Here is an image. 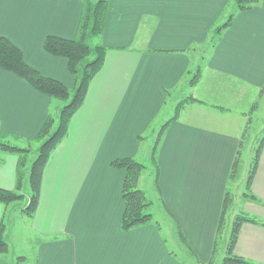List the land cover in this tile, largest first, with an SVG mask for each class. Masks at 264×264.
Returning a JSON list of instances; mask_svg holds the SVG:
<instances>
[{
  "label": "crops",
  "instance_id": "crops-1",
  "mask_svg": "<svg viewBox=\"0 0 264 264\" xmlns=\"http://www.w3.org/2000/svg\"><path fill=\"white\" fill-rule=\"evenodd\" d=\"M230 1L110 0L103 34L109 47L105 65L45 168L37 212L33 217L24 214L29 201L0 203V224L4 221L11 244L10 252L0 255V264H16L19 257L25 258L19 264H200L171 245L166 231L177 242L174 220L197 258L209 264L229 190L247 208L240 213L258 220L242 225L236 255L264 264V146L250 191L247 183L244 190L240 184L234 189L239 178L230 179L233 163L251 122L238 126L233 117L247 113L245 107L233 109L227 91L213 95L228 84L240 97L244 90L258 93L249 116L259 107L264 96V0L238 13L211 46V32L226 22ZM83 6V0H0V37L15 43L28 65L74 88L67 60L47 54L44 42L51 35L75 39ZM199 69L201 79L191 85ZM174 96L178 102L190 97L198 101L185 104L162 138L160 190L153 166L139 182L147 195L152 193L161 229L147 225L125 232L126 171L111 164L120 158L151 161L152 146L145 135L167 123H162L163 111ZM62 107V102L0 69L4 140L30 148L26 145L36 140L49 115L60 114ZM18 160L0 151L1 188L15 190ZM75 179L80 180L76 187ZM249 193L259 201L246 197ZM219 259L217 255L213 264H221Z\"/></svg>",
  "mask_w": 264,
  "mask_h": 264
},
{
  "label": "trees",
  "instance_id": "trees-1",
  "mask_svg": "<svg viewBox=\"0 0 264 264\" xmlns=\"http://www.w3.org/2000/svg\"><path fill=\"white\" fill-rule=\"evenodd\" d=\"M261 0H231L227 5L230 14L222 25L216 26L211 32V46H215L222 38L223 33L232 25L235 16L241 12L251 11L258 7ZM83 14L75 39H65L59 36H48L45 40L44 50L47 54L54 57H61L68 62V71L75 77V86L73 91L64 83L49 76L44 75L37 69L28 65L24 59L22 50L17 47L9 39L0 37V69L8 71L30 85L38 92L49 95L51 98L62 101H69L64 108L62 107L59 115V125L55 130L56 118L50 114L41 130L39 131L36 142H42L38 150L37 158L31 163L29 174V183L31 187V195L29 203L23 210L28 217H33L41 200V190L44 179L45 168L59 144L67 137L69 133V125L77 113L83 106L89 91L90 84L95 76L102 70L105 65V59L109 47L104 45L102 38L105 30V24L108 12L110 10V0H83ZM99 38L100 43L94 44V39ZM94 55L92 61H85ZM84 65V66H83ZM201 71L191 79L190 84L196 85L199 83ZM72 92V96H71ZM188 101H198L195 98H186L176 104L174 116L165 123L158 131L156 142L151 149L150 165L156 169L155 187L159 188V169H158V151L162 138L172 122L179 119L185 104ZM251 120H249V123ZM5 137L0 135V151L14 154L18 156L17 165V183L15 190H8L0 187V203L10 205L24 199L23 185L26 175V169L29 161V154L32 152L30 148H23L13 143L4 140ZM264 146V135L262 136L259 145L255 152V157L252 162L250 173L247 179V190L250 191L252 181L254 179L262 148ZM243 142H240L237 157L233 163L231 171V180H235L238 174V167L242 155ZM111 166L116 169L126 171V177L123 185L122 197L125 201V212L121 222L123 231H130L135 228L154 225L161 229L160 224L156 221L153 213V202L145 191L140 189L139 182L145 171L149 170V165H146L135 158H120L112 162ZM246 197L252 200L259 201L250 193ZM235 203V196L229 190L227 191L223 209L217 228V235L213 246L212 258L209 264H213L216 256L219 253L220 243L225 228L227 226V216ZM168 212V210L166 209ZM171 215V214H170ZM232 223V231L227 244L226 254L221 264H254L253 262L236 255L235 248L239 238L241 227L244 223H258V220L249 216L246 213H240L235 216ZM175 222L177 236L183 246L186 247L190 256L196 258L200 263L201 260L188 244L178 222ZM6 225L4 221L0 224V255H6L11 250L10 242L5 238ZM25 259L19 257L18 262ZM183 264H186L182 261Z\"/></svg>",
  "mask_w": 264,
  "mask_h": 264
},
{
  "label": "rangeland",
  "instance_id": "rangeland-1",
  "mask_svg": "<svg viewBox=\"0 0 264 264\" xmlns=\"http://www.w3.org/2000/svg\"><path fill=\"white\" fill-rule=\"evenodd\" d=\"M93 41H94V44H97V43L101 42V40L99 38H95ZM102 41H103V38H102ZM44 44H45V42H44ZM93 58H94V55L90 56L85 61V64L88 61H92ZM196 71L197 70H195L194 72H196ZM193 75L191 76V78L193 77ZM74 79H75V77H74ZM226 87L224 89H222V90H219V91L214 89L213 95L221 96L225 91H227V93L232 97L233 109L240 110V109L245 107V111L247 113V116L236 115V116L233 117V118H235L237 120L238 126H243V125L246 126V123H248L249 120H251V123L249 125L247 124L248 127H246L245 132H243L244 134L241 135V137H243V138L242 139L240 138L241 141L243 142L244 148H242L241 160H240L239 167H238L239 182H237L238 181L237 180L236 182H234L236 184L233 185V188L237 189L236 188L237 184H240L242 190H244L245 189V184L247 183V179H248V176H249L250 164H251V162H252V160L254 158V155H255L254 153H255V151H256V149L258 147L256 145L257 144V140L264 135V96H262L261 103L259 102V107L256 108L254 111L253 110L249 111V113H251L250 116H249V114H248L249 106L251 105L252 102L257 100V98H253V96L255 94H258V93H255L254 95H251V94L248 93V91H247V93H245V90H244V94H241V97H240L237 94L236 90L235 91H231V89H234V88H232L230 85L227 84ZM69 89L71 91H73L74 88L73 87H69ZM71 96H72V92H71ZM57 101L62 102L63 108H64V106L70 100L69 101L57 100ZM212 102L214 103L215 100L213 99ZM177 103H178V101L176 100L175 96L168 99V104H167V106L165 107V109L163 111L162 123L164 121H168L170 118H172L174 116V110H175V107H176ZM59 115L60 114H56V116H54L56 118V120H55V128H54L55 130L57 129V127L59 125ZM159 126H160V124H159ZM159 126L157 125L158 128L154 127V128H156L155 130L153 128L145 135V138L147 139V145L148 146L149 145L153 146L155 144L156 137H157V134L159 133L158 131L160 129ZM14 145H17V146L20 147V145H18L16 143ZM41 145H42V142H36V141L32 142L30 146L26 145L27 147H30L32 149V152L29 154V161H28V166H27V169H26V175H25V178H24V185H23L24 187H23V192H22L23 195H24V199L20 201L21 204L22 203L25 204V203H27L29 201V198H30V195H31V187H30V183H29V174H30V169H31V163L37 158L38 150L41 147ZM142 159L145 160L144 158H142ZM147 161L148 160H145V161H143V163L146 164V165L151 166L150 162H147ZM149 174H150L149 171H145L143 173L144 177L145 176H149ZM146 178H148V177H146ZM79 181H80L79 179H75V181H74V186L75 187L77 186ZM245 192H247V191H245ZM153 194H154V192H153ZM148 196L151 199L152 198V193L149 192ZM246 209H245V204L242 201V199H236L235 200V204L233 205L231 211L228 213L227 226H226L224 234H223L224 238L222 239V241H221L222 243H220V247H219L220 251H219L218 256L220 257V259H219L220 262H222V259H223L224 255H225V252H226L225 251L226 242H228L229 237H230V233L232 231V227L231 226H232V223L234 221L233 217H234L235 214L240 213L241 211H245ZM166 233H167V235L170 238L169 241H170L171 245L174 248H176V250L180 254H181V251H180V247H181L183 254L188 256L187 249L180 242L177 234H176V239H177V242H176L174 238H173L174 240L171 238V235L169 234L168 231H166ZM23 251L25 253L26 252H30V250L27 247H23ZM180 257L183 258L182 256H180ZM21 264H23V263H21Z\"/></svg>",
  "mask_w": 264,
  "mask_h": 264
}]
</instances>
